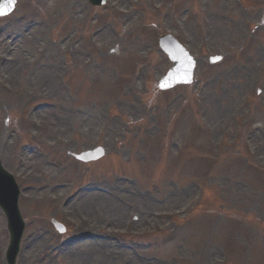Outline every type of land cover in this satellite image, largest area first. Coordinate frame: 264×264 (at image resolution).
<instances>
[{"label": "rangeland", "instance_id": "rangeland-1", "mask_svg": "<svg viewBox=\"0 0 264 264\" xmlns=\"http://www.w3.org/2000/svg\"><path fill=\"white\" fill-rule=\"evenodd\" d=\"M80 1L19 0L10 15L0 17V44L6 39L10 47L5 55L8 56L9 61L11 56H14V60L9 62L5 69L1 66L0 77L3 83L18 90L17 95H14L17 98L14 96V100L10 98L13 105L10 104L11 107L7 112L1 115L0 130L4 128L3 125L8 124L6 130L10 126L20 125L23 131H26L27 126L22 120V113L27 107L37 103L59 102L58 109L50 110L52 111L50 113H46L45 109L42 110L43 107L34 111L33 119L42 123L38 135H41L46 142L36 149L47 148L51 138L67 134V123L75 125L77 135L74 141L69 143L71 150L56 151L48 157V159L60 160L62 163L60 169L63 171L59 174L61 179L52 175L55 182L74 180L78 184L80 177L83 179L81 182L107 186L116 196L125 200L123 203H118L113 199L116 202L115 209H112L110 204L103 203L106 208L105 221H100L96 226H102V234L113 231L123 236L125 240H132L135 245L132 247L134 252L129 251L132 258L126 264H172L174 258L185 259L181 264H211L215 258L220 257L223 250L228 253L230 264H240L241 257L247 264H264V136L260 134V130L264 131V106H261L256 94L253 120L247 127L253 130V137L250 140L251 147L254 146L253 153L244 149L246 142L243 139L236 138L233 141L234 146L226 150L222 147L223 153L218 158L213 157V142L217 131L211 122L212 115L204 106V102L210 101L209 99L214 100L219 106L224 105L226 112L220 119L224 117L226 119L231 99H234V107L248 77L251 78L255 71L264 67V63L257 66V60L260 61L263 57L256 55L257 48L264 51V0H242L240 4L234 3L233 0H170L161 10L167 11L169 17L174 11L179 12L182 8L188 11L180 28L171 27L165 30L158 26V12L154 11L155 4L159 0H151L147 8L138 2L137 6L145 9L144 12L139 13L144 17L143 25L131 32L125 31L118 39L116 48H112L113 45L107 34V37H101L102 42L107 44L106 49L94 50L91 46L90 50L84 49L80 56L86 58V54L89 53L95 59L89 65H85L82 61L81 66H75L73 71L69 72L66 77L68 85L64 91L55 85L53 73L56 68L50 66L52 60L48 62L47 52L53 49L54 41L64 36L67 38L76 31L79 35L71 43L59 40L61 43L62 41L67 43L66 47H61L66 49V52L61 53V59L72 60L73 54L70 55V51L73 45L81 46L77 41L84 37L83 34L87 36L85 30L89 29V20H85L82 15ZM162 2L160 0L157 7ZM122 3L124 9L128 7L125 0H119L117 5ZM217 9H221L219 11L224 14L227 12L237 23L243 18L247 20L253 38L248 42L247 39L239 40V38V44H236L235 40L232 41L226 36V41L222 45L218 43L207 48L208 54L223 56L220 62L212 66L197 64L194 82H198V76L204 81L208 79L203 94L202 109L204 108L205 114L203 111L200 113L201 121L205 123L201 126L194 117L195 105L192 101L193 94L190 92L193 87L189 90L187 86H178L168 91H160L156 88L157 78L165 73L170 63L154 41L164 31L175 34L179 31L177 38L193 52L197 39L202 34V31L198 33L197 28H203V34L208 38L210 34L203 26L211 25L216 21L223 24L228 22L223 21L224 16L221 17ZM52 12H57V18H52ZM105 14L103 19L116 22V14L106 12ZM70 15L76 18L75 25L79 26L77 30L74 29L73 23L67 22ZM183 15L185 16V13ZM31 20L43 22L44 26L38 27L39 33H34L32 30L24 35L30 37L29 42L24 36L15 43L7 39L8 37L12 39L20 31L19 28ZM125 20L128 22L127 25L132 26L134 16H127ZM223 24L219 27L224 32L230 31V28L236 25L224 27ZM239 29L242 37L241 24ZM2 31L7 34H1ZM212 32H214L213 28ZM144 48L152 52L144 55ZM22 49L40 50L39 61L29 67V59L27 55L22 54ZM72 53L77 54L76 47ZM52 59L60 68L56 54ZM7 60L5 57V62ZM145 70L151 73L146 78L148 92L143 94L141 90L138 91L137 83L132 81V77ZM43 71L47 73L51 84L60 91L59 96L54 95L48 84L37 81L36 76ZM227 94L229 97L226 96ZM20 95H24L27 99L24 97L18 106H14ZM172 97H177L180 101L176 100L173 104H168V100ZM106 104L111 105L113 114L106 132V140L101 143L107 153L90 167L86 164L80 165L69 153L93 145L100 113ZM63 106L68 110L62 111ZM78 108L83 109L86 114H79ZM60 112L63 113L62 121L59 126H54L53 123ZM91 115L94 117L89 118ZM200 135L204 138L197 141ZM230 142L232 140L228 141ZM114 143L115 146H112ZM180 145L183 151L182 158H175V149ZM8 149L11 151L8 152ZM14 149L15 147H6L0 153L9 170L14 168V160L9 159V154L14 152ZM150 158L153 160L158 158L157 163H152ZM44 167L45 169L47 167L45 161L33 170H28V167L22 169V175L30 174L31 171L39 172L44 176H36L33 183L48 180L51 174L44 173ZM209 174L208 178L204 176ZM118 176H125L131 181L120 182L117 188H111L116 185L115 179ZM191 179L202 183L204 181L206 187L204 200L196 205L193 211L180 213V207L186 202L190 193L187 191L186 195L180 196L178 192L192 187ZM120 186L124 187L120 188ZM130 188L133 189L128 193ZM58 189L53 186L46 187L42 191L40 202L31 201L22 205V213L26 220L22 245L26 246L27 241L30 248L31 244L33 245L32 250L40 247L41 253L36 264L40 262L81 264L85 260H88V264H117L121 258L113 259L110 253L105 255L106 258L102 256L101 253L107 252V248L101 237L86 240L83 244H75L66 243L65 240L68 239L67 236H70L71 231H68L66 236L54 232L51 218L53 215L59 216V213L54 210L56 203H53L50 197H57V202L64 203L69 192L73 190L68 191L67 187L66 192L62 190L63 193L60 195L57 194ZM148 190L159 200H153L154 197ZM173 191L175 192L170 197L169 193ZM144 193L147 200L142 199L143 207L142 203L138 202L141 198L137 196ZM132 208H136L137 211ZM94 209L98 210L99 215L102 213V208L94 203L84 213L90 220ZM162 210L178 212V215L160 219V225L168 227L170 233L161 227L154 229L151 223L153 212ZM65 213L68 214V219H71L70 217L78 219L74 216L80 211H71L65 204ZM140 213L143 217L137 222ZM132 214H135L133 219L129 218ZM44 230L46 234L48 231L52 233L45 235ZM207 231L210 233H206ZM49 239L52 241H48ZM47 243H60L64 247L63 253L60 251L54 255L49 251ZM82 249L87 251L86 254L81 255ZM26 252L28 249L24 254ZM26 261H28L27 257L22 256L21 264Z\"/></svg>", "mask_w": 264, "mask_h": 264}, {"label": "bare ground", "instance_id": "bare-ground-1", "mask_svg": "<svg viewBox=\"0 0 264 264\" xmlns=\"http://www.w3.org/2000/svg\"><path fill=\"white\" fill-rule=\"evenodd\" d=\"M52 18H56V14H52ZM70 21H72V22H76V19H75V17H70V19H69ZM213 21H215V20H213ZM223 24V22H214L213 24H211V25H208V26H206V30H208V32H209V43H212L211 45H213V44H218V43H221V45L226 41V36L228 37V39H232V41H234L235 40V42H236V44H239V40H244V38H243V36L241 37L240 36V29L238 30V27L239 26H234V28L233 29H231L230 30V33L229 32H224V31H221V27H219V26H221ZM224 26V25H223ZM36 28V27H35ZM35 28H33V32L35 33L36 32V30H35ZM212 28H213V30H214V32H212ZM221 28V29H220ZM243 30V29H242ZM241 30V31H242ZM243 32H241V34H242ZM103 35H105V32L104 33H102L101 34V36H103ZM100 37V36H99ZM98 37V38H99ZM25 38H27V37H24V39ZM240 38V39H239ZM100 39V38H99ZM99 39H98V41H99ZM102 39V38H101ZM239 39V40H238ZM30 40H28V42H29ZM56 42V41H55ZM58 42V41H57ZM100 42V41H99ZM247 42H248V40H247ZM101 45V44H100ZM60 46L61 45H59V46H56L55 48H53L52 50H51V52H49V54H50V58L52 57V55L56 52V51H59L60 50ZM101 47H103L104 48V45L102 46L101 45ZM8 45L7 44H0V63L2 64V65H4V66H6L7 67V64L9 63V62H11V61H13L14 60V56H11V61H9V58H8V56H6L5 55V53L8 51ZM12 55H15V54H12ZM256 55L258 56V57H263L264 56V51L262 50V49H259V48H257L256 49ZM5 57H7V61L6 62H3L4 61V59H5ZM18 57V56H17ZM79 58H80V56H78V57H75V58H73V63L74 64H79ZM14 63V62H13ZM262 63H264V58H262L260 61H259V59L257 60V65L258 64H262ZM10 64V63H9ZM50 66H52L53 68L55 67V65L54 64H52V65H50ZM237 74H238V72H237ZM37 80L38 81H42L44 84H48L49 86H50V88L53 90V92H54V94H58V93H60V91L58 90V89H56V88H54L53 86H52V84H51V80L48 78V75H47V73L45 72V71H43V72H40V77H38L37 78ZM217 97L219 98V95L217 94ZM228 97H229V95H228ZM210 101H206L205 102V107L207 108V111H208V113L209 114H211L212 115V119H211V122L213 123V124H215V125H220V122H219V120H220V114L221 113H224L225 111H223V110H221L220 109V107H218V105H217V103L214 101V100H211V99H209ZM226 102L227 103H229L227 100H226ZM233 102H234V99L232 98L231 99V101H230V104H228V109H233L234 107H233ZM46 113H50L49 111H47V110H44ZM62 116H63V113H60L59 115H58V117H57V120L55 121V126H59L60 125V123H61V121H62ZM25 124L26 125H28L29 127H32L31 126V119H29V118H26L25 119ZM7 134H8V131H4V134L1 136V139H0V150L2 149V147L5 145V140H6V137H7ZM25 165H24V167H29V166H34V167H36V166H38V163L37 162H34V160L32 159V158H30V159H26L25 158ZM48 172H49V170L48 169H46ZM30 177L32 178V175L30 174ZM84 199V198H83ZM91 201H98V202H102V201H106V202H109V200L108 199H106L104 196H101V195H97L96 193L95 194H89V195H87L86 196V201H85V203H84V205H86L88 202H91ZM111 201V200H110ZM111 204H112V206H113V209H115V205H116V203L114 202V201H111ZM40 249V248H39ZM34 257V253L33 252H31V254L28 256V259L30 260L31 258H33Z\"/></svg>", "mask_w": 264, "mask_h": 264}, {"label": "snow or ice", "instance_id": "snow-or-ice-1", "mask_svg": "<svg viewBox=\"0 0 264 264\" xmlns=\"http://www.w3.org/2000/svg\"><path fill=\"white\" fill-rule=\"evenodd\" d=\"M15 0H3V4L14 5ZM3 4H0V15L6 14Z\"/></svg>", "mask_w": 264, "mask_h": 264}]
</instances>
